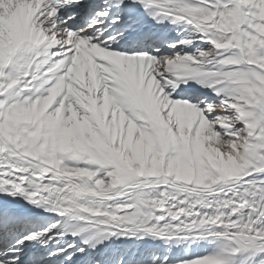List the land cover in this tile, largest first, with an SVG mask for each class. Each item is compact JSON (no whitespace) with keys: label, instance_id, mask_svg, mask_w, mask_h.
Returning <instances> with one entry per match:
<instances>
[{"label":"snow or ice","instance_id":"1","mask_svg":"<svg viewBox=\"0 0 264 264\" xmlns=\"http://www.w3.org/2000/svg\"><path fill=\"white\" fill-rule=\"evenodd\" d=\"M0 264H264V0H0Z\"/></svg>","mask_w":264,"mask_h":264}]
</instances>
